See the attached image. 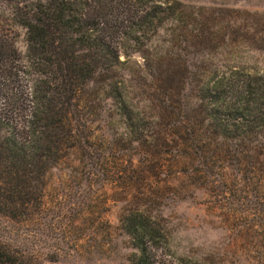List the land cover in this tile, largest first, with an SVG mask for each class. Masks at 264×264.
<instances>
[{"label":"trees","instance_id":"1","mask_svg":"<svg viewBox=\"0 0 264 264\" xmlns=\"http://www.w3.org/2000/svg\"><path fill=\"white\" fill-rule=\"evenodd\" d=\"M183 13L176 0H0V264L58 260L42 251L54 239L44 214L46 175L73 148L78 99L89 83L99 80L124 128L137 131L144 118L125 92L130 63L139 61L150 79L154 120L185 112L181 96L191 85L188 121L200 123L198 140L215 142V172L222 174L215 185H229L230 162L252 167L262 158L264 165V75L218 63L212 71L192 68L186 50L214 37L203 28L187 31ZM225 30L215 27V43ZM252 41L264 46V23ZM121 226L132 249L129 264H208L176 256L145 214H128Z\"/></svg>","mask_w":264,"mask_h":264},{"label":"rangeland","instance_id":"2","mask_svg":"<svg viewBox=\"0 0 264 264\" xmlns=\"http://www.w3.org/2000/svg\"><path fill=\"white\" fill-rule=\"evenodd\" d=\"M176 1L183 6L180 20L187 31L213 32L212 44L186 50L192 68L212 71L218 63L264 75V46L252 41L263 29L264 0ZM220 26L225 38L215 43ZM17 48L24 52L21 40ZM136 63L128 65L126 77L117 78L125 77V92L144 118L137 131L124 128L99 80L79 96L73 148L45 179L44 214L54 239L42 251L59 258L42 264H129L132 249L121 220L134 212L162 229L176 256L208 264H264L262 158L251 161L252 167L230 162L229 185H215L222 176L215 172V142L198 140L200 123L188 121L195 101L191 85L181 96L185 112L154 120L152 93L146 89L150 79ZM186 125L193 128L194 142Z\"/></svg>","mask_w":264,"mask_h":264}]
</instances>
